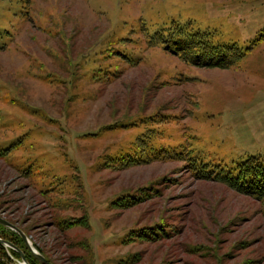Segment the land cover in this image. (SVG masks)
Wrapping results in <instances>:
<instances>
[{"label":"rangeland","instance_id":"374dc122","mask_svg":"<svg viewBox=\"0 0 264 264\" xmlns=\"http://www.w3.org/2000/svg\"><path fill=\"white\" fill-rule=\"evenodd\" d=\"M160 29L227 67L164 50ZM147 145L185 158L113 159ZM194 154L264 157V0H0V217L49 263L264 264V198L195 177Z\"/></svg>","mask_w":264,"mask_h":264},{"label":"trees","instance_id":"16d2710c","mask_svg":"<svg viewBox=\"0 0 264 264\" xmlns=\"http://www.w3.org/2000/svg\"><path fill=\"white\" fill-rule=\"evenodd\" d=\"M143 29L146 30L144 25H143ZM185 34L183 29H181L176 34H174L173 31L171 32L170 30L166 31V29H160L153 33L152 39L155 43L164 45L165 47L164 50H168L175 55L177 54L178 56L185 58L187 61L199 64V66L201 67H211V68L227 67V64L223 63L224 61L223 57L225 55L222 54V52L218 53V52H214L213 50L209 52L206 50L209 47L207 45V42H204L203 39H200L198 34L190 35V36H186ZM179 35L182 36L180 37ZM183 37H190L193 39L187 41L188 39ZM195 49L200 50V52L197 51V53L199 54L195 53ZM104 129H107L106 131H110L113 128L105 127ZM182 147L183 145H178L176 147L171 148L170 151L172 152H169V150L166 151L165 148L163 149V147H160L158 149H151L150 146H148L149 149L143 148V150L141 151L139 147L135 146V149L133 151L131 150L120 151L119 155L113 159L114 160L120 159L126 162H140V161L143 162L144 159L147 157L148 158L150 157L149 159H151L153 156L150 155L152 153H155V151H157L156 153H161L158 159H162L164 157V153L167 152V155L169 153H173V155L176 156L173 157L168 155V157L177 160L181 156L185 158L184 155H182V153L180 152L181 150H183ZM191 149L192 151H194L192 147ZM146 150H148L150 154L145 157L144 154ZM134 152H136L135 155ZM187 161H188L187 163H189V166L188 165L187 166L190 168L193 175L197 178L215 180L217 182H220L228 186L230 189H233L238 193H241L245 196L253 197L256 200H261L264 198V157L252 156V157H247L245 159L243 158L242 160L236 161L237 163L232 166L230 165L221 166L219 163H216L218 165L216 164L209 165L208 163L202 162V159L199 158L196 154L189 156V158H187ZM129 199H133V201H137V198H134V195L132 196L126 195L118 198L117 200H119L121 203L122 202L125 203L121 205H128L130 203ZM131 204L133 203L131 202L129 206ZM11 233L15 237L14 239L13 238L3 239L1 237L0 238L10 242L11 244L19 248L24 253L25 258L29 264H35V261H31L30 259H28V257H30L31 254L25 247L22 239L16 233L12 231ZM137 237H148V235L140 234ZM18 242L22 243L23 245L22 248L19 246ZM0 250L2 251V254H4V257H6V259L8 260L7 254L5 253L6 250L3 248L2 245H0ZM8 250L11 252V254L14 257L16 258L20 257L16 251L11 249ZM214 257L217 258L219 264V262H221V258L218 257L217 253L214 254ZM0 264H3L1 260H0Z\"/></svg>","mask_w":264,"mask_h":264},{"label":"water","instance_id":"95a60500","mask_svg":"<svg viewBox=\"0 0 264 264\" xmlns=\"http://www.w3.org/2000/svg\"><path fill=\"white\" fill-rule=\"evenodd\" d=\"M0 225L11 230L12 232L16 233L22 239V241H23L25 247L27 248V250L29 251V253L40 264H51L46 260V258L43 255H41L40 253H38L36 251V249L33 247V244L30 242V240L27 238V236L17 226H15L14 224H11L10 222L3 219L2 217H0ZM0 245H2L6 249H11V250L16 251L20 256L22 264H29L25 258L24 253L19 248H17L13 244H11L10 242L0 238Z\"/></svg>","mask_w":264,"mask_h":264}]
</instances>
